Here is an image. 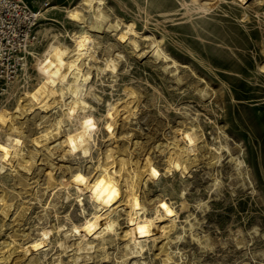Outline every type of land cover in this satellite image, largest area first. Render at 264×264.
Returning a JSON list of instances; mask_svg holds the SVG:
<instances>
[{
	"label": "rangeland",
	"instance_id": "rangeland-1",
	"mask_svg": "<svg viewBox=\"0 0 264 264\" xmlns=\"http://www.w3.org/2000/svg\"><path fill=\"white\" fill-rule=\"evenodd\" d=\"M24 1L35 12L42 9L40 46L32 51L34 61L28 58L18 80L0 97V110L10 113L0 123V141L14 124L17 149L25 158L33 154L34 159L30 171L16 170V162L0 169L4 197L0 199V256L4 249L10 250L8 262L13 260L8 264H163L165 259L164 264H264V72L258 71L264 65V37L258 47L252 46V38L244 32L258 26L255 20L246 16L241 23L238 12L236 16L230 12L233 5L223 4L213 12L205 10L210 13L195 23L198 38L191 21L180 15V0H101L99 5L93 0L92 8L105 16L99 32L92 33L96 52L90 65L94 67H84L93 75L96 96L86 99L92 111L81 119L76 132L92 147L88 156H72L64 152V145L54 147L66 130L62 128L55 138L42 136L62 117V103L41 110L29 108L22 98L32 92L42 67L39 58L53 36L72 45L67 34L80 28L68 19L67 11L80 10L82 0ZM249 1L255 7L262 0ZM86 10L90 21L92 10ZM260 12L264 14V7ZM117 20L136 22L134 37L140 52L119 41L117 31L108 28ZM260 20L259 29L264 31V15ZM229 33L237 37L239 47L220 42L222 34L226 39ZM151 37L161 41L159 48L175 59V65L155 63ZM208 50L212 53L206 59L203 51ZM117 51L122 56L117 71L100 73L95 68L102 66L99 60L114 57ZM238 52L246 53L245 58H235ZM225 59L234 63L224 65ZM244 60L249 67L244 68ZM64 101L68 103L69 98ZM196 125L200 139L195 146L188 134ZM34 138L41 149L33 145ZM176 140L197 150L190 157L181 155L186 173L178 167L166 173L168 156L178 152ZM147 156L150 173L139 199L146 201L144 214L139 210L141 217L136 218L134 212H121L114 227L117 235L110 234L103 243L87 239L88 227L108 216L98 198L101 187L94 189L97 194L78 191L80 178L90 180L97 162L107 158L118 167L114 161L119 158L138 166ZM166 211L175 228L165 239L157 232V220ZM59 226L63 230L76 226L85 235L78 242H74L77 236L65 240ZM131 240L140 245L141 253L124 257L125 243ZM58 242L69 248L62 250ZM86 244H92V249L76 250Z\"/></svg>",
	"mask_w": 264,
	"mask_h": 264
},
{
	"label": "bare ground",
	"instance_id": "bare-ground-1",
	"mask_svg": "<svg viewBox=\"0 0 264 264\" xmlns=\"http://www.w3.org/2000/svg\"><path fill=\"white\" fill-rule=\"evenodd\" d=\"M174 1L176 2V0ZM189 1L192 3L189 4L187 0H180L181 2L180 15H182L183 18L191 21V23L193 24V27L195 28L194 29L195 35L198 38H200L201 35L199 34L200 33L199 29L195 27V23H197L198 20H202V17H206V16H203L202 14L208 15L210 13L205 10H210L213 12L216 9L217 10L220 9L221 8L220 6L223 4L233 5V7L231 5H230L231 7H229L231 10L230 12H232V15H235L238 12L241 23L246 22L245 21V19H247L246 16L252 20H255L256 22L255 24L258 26L254 28L253 30L254 33L252 30L244 31L245 34H247V36L250 37V39L252 38L251 40L252 46L253 45L256 46L259 40H261L264 37V31L262 29H259L260 28L259 24H261L260 18L263 17L264 15L262 12H260L261 9H263L264 7V0L256 3L255 7L248 4V2H250L249 0H232L230 2H224V0H189ZM94 2L96 4L98 3L99 5L103 1L101 2V0H94ZM91 3H93V0H82V3H81L82 5L80 4L81 5L80 10L73 8L72 10L67 11L68 19L72 21L74 24L78 25V28H80L79 30L73 33L67 32L68 33L67 37L69 41L72 43V45L68 47L64 45L58 39V37H56L55 35L53 36V41L52 42L50 41V43L47 44V47L44 49L43 53L41 54L39 58V61L42 67H41V71L38 72V76H37L35 83H33V85L31 86L32 92H30L28 95L22 98L27 101V104H28L27 106L29 108L37 106V108L41 110H48L53 105L55 104L59 105V103H62V105L60 106L62 109L64 108L62 117L59 118L56 121V123L53 124L52 128L49 131H46L42 136L44 137L52 136V138H55L61 134L60 132H61V129L63 128L64 131L66 130L65 131L66 135H64L63 139L60 142H58L54 147L59 148L60 146L62 147L64 145L63 146V148H65L64 152H67L66 153L67 155H72V156L77 153L78 155H80L79 153H81L83 156H88L90 155L91 147H92L91 141L87 140L86 137L78 136V134L76 133L78 132V128H77L78 125H80L82 122L81 119L83 117H87V114L92 111L91 106L89 105L86 99L90 97V100H91V98H95L96 96L94 94L95 93L94 87L91 84L93 75L90 76V73L87 72V70L84 71V67L87 66L88 69L94 67L93 65H90L91 57L96 52L94 50V45L96 42L93 38L92 33L99 32L98 29L105 21L104 14L99 10V8L93 9ZM157 5L159 7V3ZM175 8L176 7L174 6V9ZM252 8H255L257 11H253L255 9L252 10ZM86 9L89 10V13H90V9L91 10L93 9L91 11L92 18L90 21H88L87 18L85 17L86 16L85 13H87ZM41 12H42V9L38 12V15L42 19ZM117 21L118 22H115L114 25L113 24L109 25L108 28L112 29V31H117V39L119 41H122V42L126 41V43H129V45L132 47L131 49L134 52L138 51L139 49L137 50V48L139 47V44L134 37L137 35V32L134 27V24H136V22L134 20H131L127 23H124V22L120 23L119 20ZM210 27L211 26H209V28ZM230 33H229V37L226 39H223V36H225V34H222V36L220 37V42L224 44L239 47V40L237 39V37L233 36V34H230ZM213 37H215V35ZM160 42L161 41H157L156 39L152 37L149 39L150 46L152 47L151 52L156 57L155 63L157 64L158 63L157 60H159V62H165L166 64L172 63V66L175 65L176 64L175 59L173 60V58L168 53L164 52L162 49L159 48V46H161ZM203 45H204L203 48L206 50L207 46L205 44ZM244 48L245 47H242V50H244ZM141 49L138 52H140ZM209 51L210 50L207 51V54L206 52L203 51L204 57L206 59L209 58V53H212ZM227 55L231 57L230 54H227ZM245 55L246 53L242 55L241 53L238 52L235 58H238L241 60L242 57L243 59L245 58L244 57ZM219 57L221 58L222 55H219ZM121 60H122V56L117 51V53L114 54V57H109L108 55V57L106 58L104 57L100 59L99 61L100 63H102V66L95 67V68H98V71L102 74L103 72L113 73L117 71V67H119L118 64H120L119 62ZM222 63L224 65H229V64H233L234 62H232L230 59H227V60L225 59L224 61H222ZM244 65H245L244 68H247L249 67L250 64L244 60ZM240 67H243V65H241ZM258 71L260 73H263L264 65L258 66ZM66 96L67 98H69L68 103H65L64 101ZM6 111L8 110L6 109ZM6 111L2 109L0 110V123H4L6 120L9 119L10 113ZM58 111H61V110H58ZM122 112L123 113L127 112L126 106L122 107ZM46 118H45V121H46ZM195 127L196 128H193V130L191 132L189 131V134L188 133L187 134H188V137L190 138V141L192 142V145L196 146V143L198 142L200 138L198 139V135L195 132L196 131L195 129H198L199 126L196 125ZM17 129H18L17 126H15L14 124H11L8 126L7 131L2 133V135L5 138L3 141H0V155L2 156V158L0 159V163H1L0 169H3L5 165L11 164L12 162L14 164L16 162L15 165L18 166L16 170L30 171L31 166H32V160L34 159V155L31 153H28L29 157L25 158V156L20 153L21 149L19 150L17 149V147L19 146V139L18 138L16 139L15 137L12 136V132H17ZM70 136L71 138H69ZM39 143L40 142L38 138L33 139V145L37 147L38 149L40 147ZM177 146H178L177 147L178 152L175 154V157H173V154H170L167 158L168 165H167L166 173L173 172L176 167H178L180 170H184V172L186 173L187 167L181 160V155L182 154L187 155L184 157L186 158L188 156L190 157V155H194L193 153L197 151L195 150L196 148H190V146L182 145L180 142H178ZM45 147L47 149V152L51 153V151L48 149L46 145ZM195 157H197V155H195ZM109 159L110 158L103 160L104 162L98 161L97 162L98 164L94 168L95 174L91 177V179L88 180V178H80V181L78 184V191L79 190L83 192L85 191L86 193L93 192V190L96 189L97 185L98 187L99 186L101 187L100 192L102 194L98 195V198H99L100 205H103V209L105 210L106 215L108 217L104 219L103 222H100L97 225L90 226L86 230L87 232H89V234L87 235L88 236L87 239L90 238L91 241L96 242V243H103L110 234H113L114 236L117 235L114 227L116 226L115 224H117L116 221H118L117 220L118 217L122 214L121 212H123L124 215L134 212L136 213V218H139L141 217V215L144 214L145 208H146L144 205V202L146 201L144 200L142 202L139 199H141V195H140V192H142L141 188L146 183V176L148 175V173H150L149 172L150 171V166H149L150 161H149L148 156L138 166H137V163H134V162L133 163L131 162L128 165L124 158H119L117 161L114 159L115 160L114 162H118L119 164L117 167L116 165H114L112 161L109 163L108 162ZM123 177H126V179H123ZM20 183H21L20 179L17 178V184H20ZM97 193L98 192L94 190L93 194H97ZM142 193L144 194V192ZM1 198H4V197L0 195V199ZM138 200L139 202H137ZM139 205L141 206V208L136 207ZM139 210H143L141 215L138 214ZM157 224H158L157 232L160 233V235H162L163 238L168 237L170 235L169 233L175 228L174 221L169 211H166L165 214H158ZM68 230L67 229L63 230V226L58 227V231H61L63 233L65 240L67 238L77 236L74 242H78V240H80L85 235L84 232L81 233L80 229L76 226H73L72 229H70L71 231L69 230L70 232ZM65 244H66L65 242L63 243L58 242V245L62 250H66L69 248V246H66ZM83 248L86 251L91 250L92 244H86L84 247H81L79 249L77 246L76 250H81ZM125 249H126V253L124 257L128 255H132V254L141 253V247L136 242V240H131V241L126 242ZM21 251L23 252V254H26L25 249H21ZM1 253L2 254L0 256V264H3V263L8 264L12 262L13 258L10 260V262H8L12 255V252L10 250L4 249V251H2ZM75 260H78V257H76ZM166 261L167 260L165 259L163 261V264L167 263ZM13 262H14L13 264H16L15 262L17 261H13Z\"/></svg>",
	"mask_w": 264,
	"mask_h": 264
},
{
	"label": "built area",
	"instance_id": "built-area-1",
	"mask_svg": "<svg viewBox=\"0 0 264 264\" xmlns=\"http://www.w3.org/2000/svg\"><path fill=\"white\" fill-rule=\"evenodd\" d=\"M40 21L38 12L24 0H0V97L18 80L28 58L34 61Z\"/></svg>",
	"mask_w": 264,
	"mask_h": 264
}]
</instances>
